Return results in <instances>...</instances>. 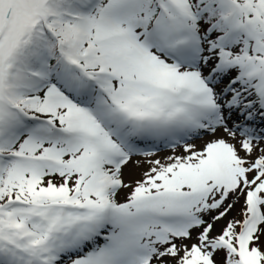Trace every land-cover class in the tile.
Here are the masks:
<instances>
[{"label": "snow or ice", "instance_id": "6c2138e0", "mask_svg": "<svg viewBox=\"0 0 264 264\" xmlns=\"http://www.w3.org/2000/svg\"><path fill=\"white\" fill-rule=\"evenodd\" d=\"M0 264H264V0H0Z\"/></svg>", "mask_w": 264, "mask_h": 264}]
</instances>
